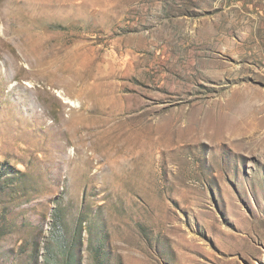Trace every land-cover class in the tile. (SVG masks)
<instances>
[{"label":"rangeland","instance_id":"rangeland-1","mask_svg":"<svg viewBox=\"0 0 264 264\" xmlns=\"http://www.w3.org/2000/svg\"><path fill=\"white\" fill-rule=\"evenodd\" d=\"M0 264H264V0H0Z\"/></svg>","mask_w":264,"mask_h":264},{"label":"bare ground","instance_id":"bare-ground-1","mask_svg":"<svg viewBox=\"0 0 264 264\" xmlns=\"http://www.w3.org/2000/svg\"><path fill=\"white\" fill-rule=\"evenodd\" d=\"M47 52H48V51H47ZM49 52H50V51H49ZM49 52H48V53H49ZM50 53H51V52H50Z\"/></svg>","mask_w":264,"mask_h":264}]
</instances>
